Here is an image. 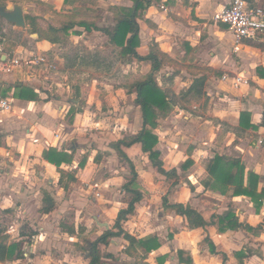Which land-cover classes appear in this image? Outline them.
<instances>
[{
  "label": "crops",
  "instance_id": "1",
  "mask_svg": "<svg viewBox=\"0 0 264 264\" xmlns=\"http://www.w3.org/2000/svg\"><path fill=\"white\" fill-rule=\"evenodd\" d=\"M2 1L4 2L2 6H5L6 10H11L20 0ZM246 1L251 7L264 6V0ZM54 2L56 0H35L29 11H26V8L20 3L18 5L22 7L24 16L27 14L39 16V22L42 25V17L49 19L51 17L50 11L55 10L52 4ZM63 3L64 0H61L60 9L70 11V9L79 6L81 8L80 13L75 15L78 18L92 19L89 16L92 10L86 4L93 3L82 2L65 7ZM228 3L229 0H151L142 16L137 19L139 28L137 54L144 57L157 48L167 56L162 60L160 70L155 73V77L160 87L166 89L170 95L177 97V103L174 104L170 115L159 119L158 127L154 129V133L158 135L159 139L155 148L160 151V159L163 161V167L166 170L175 168L177 175L184 174L186 179L192 183V189L188 190L186 186H180L174 193L161 196L162 200L159 202L165 216L162 217V226L156 228L162 227L165 230L161 233L152 232L150 234H156L160 241L161 236L164 237L170 245V249H173L169 262L166 264H179L178 249L189 250L195 264H240V262L242 264H264V204L257 212L250 198L246 196L232 197L230 193L222 195L208 187L213 177L208 175L206 164L215 154L224 155L226 158H239L244 164L246 172L251 170L258 174L260 177L259 188L264 187V126L259 125L264 112V32L256 39H244L240 43H236L227 25L217 20V16ZM132 4L131 0H111L108 8L114 5L130 7ZM41 5L46 8H40ZM161 6L166 9H162ZM59 11L61 10L54 14L72 13ZM109 13L112 19L111 26L108 24L99 25L97 22L96 24L112 28L114 17L110 9ZM2 20L6 21L3 18ZM56 22L49 21L47 23ZM5 23L9 22L6 21ZM9 24L17 27L12 23ZM27 28H25L26 31ZM73 30L81 31L80 35H75L78 37L89 33L80 26H75ZM5 31L4 28L0 27V60L10 59L14 55L34 50L39 53L45 52L56 62L57 67L59 64L63 68L61 74L58 67L57 72L50 76L49 80H52V83H49V80H44V78L26 76V73H21L19 70L10 74H0L1 87H14L17 84H23L32 87L39 96L36 101L14 98L16 108L10 113H0V227L5 230L8 242L12 240L22 241L24 256L22 261H31V259L36 261L38 255L34 254V249L38 246L33 243V237L38 235L36 229L41 230L44 247L45 245L49 246L48 241L49 238H53L52 236L58 237L61 244L64 245L66 239L71 242L73 239L79 240L84 235L82 232L85 230L78 229V225L75 226L76 231L69 232L67 230L64 215L73 200L72 197L64 195L75 180L69 182L68 188L65 190L63 185L66 180L64 181L63 177L62 182L59 183L60 173L58 170H63L67 175V170L72 169L75 173V175L72 174L74 179L84 174L77 172L78 169L81 170L78 168L81 160H79V155L84 151L80 124L91 125L105 120L102 121L101 116L92 113L94 100L90 98L93 96V92L90 93V100L87 101L83 111H80L79 108L76 110L72 124L71 118L68 122L63 120L62 117L65 118L70 113L72 106L77 107L79 105V97L72 96L66 102L62 96L51 97L50 91L56 87L54 85H57L59 94L71 93L72 89L68 83V76L70 71L75 69L72 64L78 66L76 60L72 63L66 57L58 55L56 48L59 43L37 40V33H30V36L32 34H37V36H31L33 38L30 41L32 47L27 49L23 44L7 37ZM9 44L13 45L10 46ZM108 44H110L109 41ZM79 56L77 62L80 61ZM122 58L125 63L123 67L131 68L129 72H125L126 77L130 79L129 83L138 75H145L151 71L149 61L129 56ZM79 67L80 70L78 71L82 73L88 70H103L97 67ZM179 75H182V78L178 81ZM224 75L227 76L225 80L222 79ZM235 75L248 79V84L234 87L231 79ZM201 76L206 77L202 86L201 97L188 102L181 101L179 99L181 92L185 91L195 78ZM177 86L181 89L179 92L175 90ZM13 92L14 88L8 93L12 94ZM74 92L79 93L77 86ZM126 93L128 92L126 91ZM128 94H133L135 100L134 92ZM126 111L127 114L124 118L127 119V128L130 130L126 135L137 134L142 128L143 120L140 107L135 103V105L128 106ZM243 111L250 113V123L257 128H242L240 126V114ZM178 117H181V120L183 118V122H190L193 131L190 134V138L193 135L192 141L190 140L192 145L187 146L191 147L192 152L188 148L189 152L186 154H184L185 150H180V155L177 151L179 148L175 146H179L178 144L182 139L188 138V134L184 133L182 136L173 134L175 131H171L169 127L164 125L174 121V126H178ZM79 119L81 120L79 121ZM121 119L123 117H115L116 122ZM135 127L137 130H133ZM168 133L171 137L166 138ZM162 138L172 142L170 144L174 146V149L170 146L168 152L163 151L160 142ZM73 139L76 140L73 141ZM49 147L74 149L72 164L70 166L62 164L58 169L54 164L46 161L42 154ZM91 150L92 152L96 151L95 147L93 149L91 147ZM109 151L115 152L112 148ZM124 151L134 166V171L138 176V189L143 194L142 199L136 203L134 211L128 215L124 229L136 238L145 237L147 236L145 234L136 236L129 226L139 227L142 213L151 215L148 210L151 208L152 202L149 199L150 195L145 196V189L155 195L153 191L155 184L148 183L145 179L149 173L143 171L140 174L136 165L140 159L137 155L138 151L146 156L147 160L142 162L144 168L147 167V170L151 172L152 167L149 169L147 166L146 162L149 165L151 163L147 154L142 152L140 143H135L131 147H124ZM100 153L102 154V152ZM189 155L194 163L190 169L182 172L180 165ZM162 178L167 179L164 175ZM109 180L113 181L116 178ZM141 180H144V184L140 185L138 181ZM85 183L88 181L83 180L81 184L84 189ZM91 187L94 186L91 185ZM90 191L95 194L94 188ZM121 191L128 196L123 188ZM44 194H48L54 204L53 209L48 212L41 211L42 207L46 206L47 199L44 198ZM99 196L102 197L101 194ZM164 199H167L169 203L190 204L207 221H210L212 216L221 215L232 209L238 215L240 222L250 226V228L228 230L224 233H219L216 225L190 229L188 223L181 216L176 215L173 211H166L163 207ZM125 205L123 200L120 201V208ZM120 208L115 212V217ZM102 214V211L97 214L99 220ZM97 218L94 216V219ZM97 223L105 227L103 224L106 222L97 221ZM106 224L108 225V223ZM257 226L262 227V229H257ZM206 237L214 244L216 253L211 252L209 242H203ZM113 238H116V241H120V238L124 240L122 237ZM124 242L128 246V242L125 240ZM162 248L161 241V247L149 254L161 256L162 253L167 252ZM240 251H243V257L236 255ZM224 255L225 261L223 260ZM22 261H7L0 262V264ZM143 261H148V258L146 259L145 256ZM151 264H155L153 259Z\"/></svg>",
  "mask_w": 264,
  "mask_h": 264
},
{
  "label": "rangeland",
  "instance_id": "2",
  "mask_svg": "<svg viewBox=\"0 0 264 264\" xmlns=\"http://www.w3.org/2000/svg\"><path fill=\"white\" fill-rule=\"evenodd\" d=\"M94 1L95 2L93 4H86L92 10L91 15H89L90 18L95 19L99 25L108 24L111 26L112 19L108 8L111 0ZM34 2L35 0H20L18 4L20 3V5H23L26 8V11H29L30 7H33L32 3ZM60 3L61 0H56V2L52 3L56 11L54 9L50 11L51 17H49V19L42 17V25H45L49 21L56 22L59 18L57 13H54L58 10H61L62 12L67 11L66 13L72 12L71 14L80 13L81 8L79 6L74 7V9L72 8L69 11L60 9ZM40 8L46 7L41 5ZM5 22L0 17V27L6 30L5 32L7 37L17 43L23 44L25 48L31 49L32 44L30 41H32L33 38H31L29 31L13 27L9 23ZM56 53L66 57L69 62L78 60V55L88 57L97 56L100 59H104V65L101 68L103 70H88L84 73L78 71L80 70V67L79 63L76 61L78 66L74 65L75 69L70 71L71 73L68 76V83L72 89L71 93H60L62 94L60 95L58 93L57 85H54L56 87L50 91L51 97L62 96L66 102H68L69 98L72 96L79 97V105L77 107L72 106L70 113H68L65 118L62 117L66 122L70 121L71 118L72 124L76 110L79 108L80 111H83V108L86 107L87 101L90 99L94 100V104L91 109L92 113L101 116L103 119L102 121L105 120L104 122H97L96 124L91 125H83L80 124L81 122L78 123L80 124L81 141L84 143V151L81 155H79V160L86 156L87 161L85 166L81 168L80 171L79 169L77 170V172L84 174L81 176L79 175L75 181L70 184L69 190L64 195L72 197L73 200L69 208L66 209L64 215L67 230H69V232L72 230L76 231L75 226L78 225V229H84L85 231L82 232L84 235L81 238L79 237V240L73 239L69 242L66 239L64 241V245L61 244L58 237L52 236L53 238H49L48 241L49 246L45 245L44 247V245H42L44 243V239L42 240L41 238V230L36 229V233L38 235L33 237V243L38 246L34 249V254L38 255V259L36 261L31 259V261L13 262L8 264H88L90 254L92 252V241H94L102 232L107 230L105 227L98 224L97 221L106 222L110 228L113 227L115 212L118 208H120V201L128 199L127 194L125 195L121 191V188L127 180L132 178L130 166L128 162L121 160L118 156H116L115 152L111 153L109 151L111 150L109 143L112 140L123 137L130 132L127 128L128 121L124 117L127 114L126 108L130 105H135L133 94L126 93V85L129 84L130 79L126 77L125 72H129L131 68L128 69L126 66L123 67L125 63L121 54L117 49H113L110 44H108L107 37L101 32L93 31L85 33L80 37L75 36L73 33H69L68 39L63 40L61 44H58ZM58 67L61 74V70L63 68L59 64ZM181 78L182 75H179L178 81L181 80ZM184 79H187V77H184ZM51 81L52 80H49L48 82L50 83ZM76 86L79 88V93L74 92ZM0 88L5 89V87ZM175 90L176 92H179L181 89L177 86L175 87ZM91 92H93V96L89 99ZM7 95L9 96L11 94L8 93ZM93 97L94 99H92ZM175 99H177L176 96ZM15 108L16 103L14 102L13 109ZM115 117H123V119L116 122ZM131 119H133V117H131ZM80 120L81 119H79V121ZM184 121L186 120L184 119ZM164 125L169 127L171 131H175L173 134H178L179 136H182L184 133L188 134L189 137L186 139L184 138V140L182 139L178 144L179 146L175 147L179 148L177 150L179 155L181 154L180 150H185L184 154L189 152L190 147L187 146L192 145L191 141L193 139V135L192 138H190V134L193 133L191 123L183 122V118L181 120V117H178V126H174V121L167 122ZM133 130H137L136 127ZM169 137H171L170 133L166 135V138ZM166 138L164 140L162 138L160 142L162 143V150L168 152L169 147L171 146L174 149V146L170 144L172 142H169ZM75 140L76 139H73V141ZM91 147L92 149L95 147L96 151L92 152ZM100 152H102V154ZM130 155L132 156L131 153ZM137 155L140 157L138 163H136L138 170L140 171V174L143 171H147L149 173L145 179L148 183L152 182V184H155V189L153 190L155 195H152L148 189H145V196L150 195L149 199L152 202L151 208L148 210L151 215L149 216L146 213H142L140 220L141 225H139V227L129 225L130 230H132L136 236L141 234L149 235L152 232H155L156 234L161 233L162 231L164 232L165 229L162 227H160V229L156 228L157 226H162V217L163 215L165 216L160 208V200H162L163 196H167L169 193H174V191L180 186H186L188 190L192 189V183L190 180L186 179L184 174L170 179H164L154 167L146 162L149 169L152 167L150 169L151 172L148 171L147 167L144 168V165L142 164V162L147 160L146 156L139 151ZM69 174L75 175L72 169H68L67 175L64 176V181L67 180ZM112 178H116V180L110 181L109 179ZM83 180L88 181L87 185L84 186L85 189L81 185ZM143 181L141 180L138 182L141 185L144 184ZM91 185L94 187H91ZM87 188L90 190H93L94 188L95 194ZM96 193L101 194L102 197L96 196ZM82 194H84V197H82ZM139 206L141 207V204ZM101 211L103 214L99 220L97 218V214L101 213ZM94 216H96L97 219H94ZM161 241L163 246L162 249L167 252L160 255L166 256V264V262H169L173 249H170V245L162 236ZM124 245L127 246V243H125L121 238L120 241H116V238L110 239L107 245L100 244L99 250L102 254V264H151L152 259L155 264H158L157 260L154 259H157L159 255L153 254L151 256L150 254H147L146 259L148 258V261H143L145 259L142 258L143 251L133 246L132 249L136 252V255L133 257L128 256L124 252ZM27 253L29 254L28 251ZM34 254L32 255L35 256ZM149 258L151 259L149 260Z\"/></svg>",
  "mask_w": 264,
  "mask_h": 264
},
{
  "label": "trees",
  "instance_id": "3",
  "mask_svg": "<svg viewBox=\"0 0 264 264\" xmlns=\"http://www.w3.org/2000/svg\"><path fill=\"white\" fill-rule=\"evenodd\" d=\"M132 6H111L109 9L113 13L114 25L111 27L99 26L95 19L78 18L75 14L57 13L58 21L56 23H47L42 26L39 22V16L33 14L25 15V22L29 33H37V40H47L51 43H62L69 36V33L80 35L81 31L73 30L75 26L82 27L87 32L99 31L104 33L110 45L117 49L122 57H134L139 60L149 61L151 63V71L145 75H138L129 85L126 91L128 93H135V103L140 107L142 113V128L137 134L125 135L119 139L112 140L109 143L117 156L130 166L132 178L127 180L122 188L128 193V199L123 200L126 204L122 206L114 221L113 227L102 232L94 241H92V252L89 257L88 264H102V254L99 250V245H107L109 240L113 237H122L128 242L125 246L124 252L128 256H135L136 252L132 249L133 246L143 251L142 258L161 247V241L156 234H150L145 237L136 238L124 229V223L128 219L142 197V192L138 189L137 174L134 171V166L129 159V156L124 151V147H131L135 143L141 144L142 152L146 153L148 160L152 167L157 172L164 175L166 178L177 177V170L172 168L166 170L163 167V161L160 159V151L155 148L158 143V135L154 133V129L158 127V121L165 118L173 110L174 104L177 103L175 96L168 93L166 89L159 86L155 73L160 70L162 60L167 56L160 50L153 49L147 56H140L136 52L139 45V28L137 19L142 16L143 11L150 4L151 0H131ZM90 2L93 0H64L63 6L73 5L75 3ZM4 2L0 1V6ZM72 31V32H71ZM12 46L13 44H9ZM9 46V47H10ZM79 66L102 68L104 59L97 56H83L80 55ZM78 58V56H77ZM77 61V60H76ZM73 63V62H72ZM75 65V64H72ZM78 65V64H77ZM206 77L201 76L195 78L192 84L183 92L179 99L184 102L198 99L201 97L202 86L204 85ZM1 87V84H0ZM14 88L11 94L15 99L36 101L39 99L38 94L32 87L17 84L14 87L5 86V89L0 88V93L7 96L8 92ZM77 97V96H76ZM240 126L242 128H257V126L250 123V113L243 111L240 114ZM264 126V112L262 121L259 124ZM191 150V147H190ZM75 150L72 148L58 149L56 147H49L43 151L42 157L51 164H54L58 169L64 164L70 166L74 160ZM98 157V156H96ZM87 157L84 156L78 168H83L86 164ZM194 161L189 157L180 165V170L186 172L192 167ZM208 175L212 178L209 183V188L217 191L222 195L230 193L232 197L246 196L250 198L254 208L257 212L260 211L264 204V187L259 188L260 177L255 172L249 170L246 172L244 164L239 158H226L224 155L215 154L206 164ZM60 173L59 183L65 175L63 170H58ZM75 180L72 174H69L63 188L67 190L69 182ZM69 181V182H68ZM46 198V206L42 207L43 212H48L53 209L54 204L48 194H44ZM163 207L166 211L174 212L183 218L188 223L190 229L205 228L208 225H216L219 233H224L228 230H238L239 228H250V226L240 222L238 215L234 210L229 209L225 213L212 216L210 221H207L200 212L192 207L190 204L184 203H169L167 199L163 200ZM257 229L262 227L257 226ZM29 237V236H28ZM29 239V238H28ZM203 242H209L211 245V252L216 253L214 244L206 237ZM236 255L243 257V251L237 252ZM177 257L179 264H195L192 254L189 250L178 249ZM24 258L22 250V241L15 240L8 242V236L5 230L0 227V262L7 261H22ZM225 255L223 260L225 261ZM166 256H159L157 258L158 264H165ZM242 264V262H240Z\"/></svg>",
  "mask_w": 264,
  "mask_h": 264
},
{
  "label": "built area",
  "instance_id": "4",
  "mask_svg": "<svg viewBox=\"0 0 264 264\" xmlns=\"http://www.w3.org/2000/svg\"><path fill=\"white\" fill-rule=\"evenodd\" d=\"M161 8L166 9L163 6ZM217 20L227 25L236 43L244 39H256L264 32V6L251 7L246 0H229L228 5L217 16ZM15 70L26 73V76L49 80L50 76L57 72L58 67L45 52L31 50L14 55L10 59L0 60V74H10ZM222 79H227V76L224 75ZM231 80L236 88L248 84V79L239 75L233 76ZM13 105L12 95L3 96L0 93V113L12 112ZM99 195L96 193V196Z\"/></svg>",
  "mask_w": 264,
  "mask_h": 264
},
{
  "label": "water",
  "instance_id": "5",
  "mask_svg": "<svg viewBox=\"0 0 264 264\" xmlns=\"http://www.w3.org/2000/svg\"><path fill=\"white\" fill-rule=\"evenodd\" d=\"M0 16L5 19L7 22L14 24L18 28L25 29L26 22L23 13V9L20 5L16 4L13 6L11 10H6L5 6H0ZM31 36L36 37L37 34H32ZM106 229H108V225L103 224Z\"/></svg>",
  "mask_w": 264,
  "mask_h": 264
}]
</instances>
